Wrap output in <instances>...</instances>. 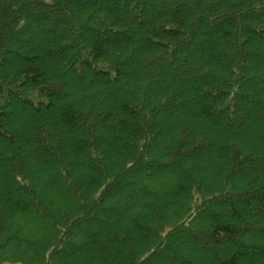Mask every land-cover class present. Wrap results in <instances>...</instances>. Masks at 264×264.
<instances>
[{
    "label": "trees",
    "instance_id": "obj_1",
    "mask_svg": "<svg viewBox=\"0 0 264 264\" xmlns=\"http://www.w3.org/2000/svg\"><path fill=\"white\" fill-rule=\"evenodd\" d=\"M118 1L0 0V264H260L264 104L241 111L257 135L228 117L264 65V0ZM206 29L213 40L183 101L170 72L178 59L190 65L178 50ZM121 79L126 99L104 90ZM66 87L85 95L58 105ZM14 101L29 120L12 130ZM189 118L216 128L220 144ZM180 235L200 240V253L176 250Z\"/></svg>",
    "mask_w": 264,
    "mask_h": 264
},
{
    "label": "rangeland",
    "instance_id": "obj_2",
    "mask_svg": "<svg viewBox=\"0 0 264 264\" xmlns=\"http://www.w3.org/2000/svg\"><path fill=\"white\" fill-rule=\"evenodd\" d=\"M119 2H122V0H119ZM146 9L148 10V5L145 6ZM163 8V7H162ZM147 10L145 11L146 13L143 14V20H147L149 18V14L147 13ZM255 28L256 25H253ZM259 29V28H258ZM248 33H244L243 36L245 37ZM208 32L207 29L206 31H204V33H200L198 36H196L193 39V43H191L188 48H182L180 50H178V56L185 54L186 57L188 58V60H190V65L189 64H180L181 61L178 59L177 61L174 62L173 64V68H172V72H170L172 76L175 77L176 80L172 81L171 83H174L180 87H184V90L182 91V94H184L183 96V101H189L193 95H192V86L194 84V80L196 79V77L199 74L200 71V67H198V56H197V52L199 50L202 49L203 46H205L206 43H211V41L213 39H209L208 38ZM140 38V37H139ZM42 40V38L37 39V42L35 43V46L33 47V51L35 53H39L40 50L39 48H42V43H39ZM41 44V45H40ZM206 44V45H208ZM264 48V45L262 46ZM261 48L258 47H252V50H258L260 51ZM29 54V53H28ZM148 56V55H147ZM146 55H141L139 58V62H137L136 65L142 67V71L145 72L148 69L147 65L145 66V62H146ZM8 62L12 59H10L9 56H6ZM14 61V60H13ZM162 62H158L157 64H155L156 67H158L159 71H163L166 70L165 68V60H161ZM256 61L252 60V59H246V63L247 64H254ZM226 64V60L223 61L222 65L224 66ZM18 66V65H16ZM256 72L255 73H251V75L254 77L253 80H247L242 82L240 90L243 92H249L252 93V90L254 91V95L252 94L251 98H248L246 101V106L238 108L239 112L237 113L238 115H229V119L232 120L233 123H237L239 121H241L242 119H245L244 117V110L246 109H251L252 105L257 104V102H261L264 104V92L261 90L264 87V65L259 63L258 65H256ZM84 69H82L83 71ZM185 70V71H184ZM142 72V73H143ZM216 72H218L219 74L221 73V70L216 69ZM76 74L78 73V71L75 72ZM142 73L138 76H141ZM157 82L159 80H156ZM164 84L169 83V79H167V77H165L164 79ZM115 88H112L110 85L107 86L104 90H106V92L108 94H110L112 91V93H114L118 98H122V99H126V97H128V93H129V86L126 85V81L125 79H121L118 82H116V84L114 85ZM122 89H125V91ZM110 90V91H109ZM96 94L97 92H93V94ZM62 97L60 96L58 101V105H62V104H67V103H71V102H79L85 95L84 92L80 91L79 89H70V88H65L64 92L62 93ZM92 96V95H91ZM111 96V94H110ZM95 99H99L98 97H95ZM11 101L13 99H10ZM17 101H14L13 104L11 105V110L13 111V115L11 116V128L12 130L18 129L20 127V120L24 121V123L28 122L29 117H27L26 115H23L19 112V109L17 108ZM108 104L111 103V101L107 102ZM185 111L184 109L180 110V113ZM243 111V112H241ZM173 113L170 112H166L164 114H162V116L160 117V119L164 120L166 123H171V122H175V120H178L176 122H178L180 124L179 119H176V115H172ZM215 115H218V127L217 129L220 131H224L227 129V127L225 126L226 124V116L224 111H217L216 113H214ZM254 116H256V114L258 113H253ZM186 124L188 125L189 128H192L194 130H198V131H206L207 129L210 130L211 135H210V142H216L219 143L220 139H221V135L219 134V132H217L216 128L212 129V128H208V126L205 124H202L200 120H190L189 119H185ZM182 122V121H181ZM27 124V123H26ZM25 127L27 128L28 124ZM182 124V123H181ZM243 127L245 130V127H250V130L255 133L256 135L258 134V132L260 131V123L256 122L254 119H252L251 123L249 121H247L245 119L244 123H243ZM241 127V126H240ZM235 128V127H234ZM239 129H235V131L237 132ZM20 131V130H19ZM247 131V129H246ZM245 131V134H247V132ZM249 138L243 139V144L246 143H254L255 140L250 139ZM166 141L168 140V138L165 139ZM251 141V142H250ZM220 144V143H219ZM258 164V163H256ZM260 165V164H259ZM177 164L173 163V167H176ZM165 170V168H163ZM159 169L157 168H152L151 169V174L152 173H157ZM147 182L149 180H146ZM159 181L161 182L160 184L163 185L165 188H172L173 186V181L170 179V177L167 175V173L161 174L159 176ZM1 183V182H0ZM3 187V183L0 184V188ZM227 206H223V207H218L215 208L214 210L216 211H226ZM256 212V211H255ZM262 217L264 218V213L262 214ZM173 246L176 250L183 252L184 254H186L187 257H190L191 255H195L197 253H200V246H201V242L198 239H194L191 240V238L186 237V236H178L176 237L173 241ZM261 244H264V242H262ZM161 258H159L158 260H160ZM260 264H264V259L262 260V262Z\"/></svg>",
    "mask_w": 264,
    "mask_h": 264
}]
</instances>
